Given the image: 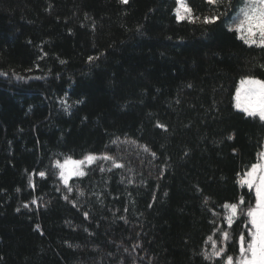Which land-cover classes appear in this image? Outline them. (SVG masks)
Returning a JSON list of instances; mask_svg holds the SVG:
<instances>
[{
  "label": "trees",
  "instance_id": "trees-1",
  "mask_svg": "<svg viewBox=\"0 0 264 264\" xmlns=\"http://www.w3.org/2000/svg\"><path fill=\"white\" fill-rule=\"evenodd\" d=\"M185 4L178 21L176 0H0V264H216L222 205L255 203L238 181L264 122L234 95L264 49ZM89 154L113 160L65 186L55 162Z\"/></svg>",
  "mask_w": 264,
  "mask_h": 264
},
{
  "label": "snow or ice",
  "instance_id": "snow-or-ice-1",
  "mask_svg": "<svg viewBox=\"0 0 264 264\" xmlns=\"http://www.w3.org/2000/svg\"><path fill=\"white\" fill-rule=\"evenodd\" d=\"M127 3V0H121ZM176 18L178 21L190 18L191 9L185 4V0H176ZM211 5L224 7V11L218 12L212 16H204L205 24H215L218 20L226 26L230 32H235L237 39L245 45L264 49V0H242V6L235 7L232 0H207ZM240 3V0H237ZM183 13V14H182ZM93 58L89 57L91 61ZM240 87L236 89L235 108L242 111L246 116L258 117L264 122V80L254 78H243L240 80ZM67 107V106H66ZM164 127L163 125H158ZM232 139V137H229ZM235 151V150H234ZM155 155V153H153ZM259 160L251 164L250 168L244 173V176L238 181L242 186H246L249 192H254L255 203L245 208L244 197L241 196L237 203L225 202L222 205L224 216L230 230L234 223L243 219L242 230L238 233V238H234L231 231L224 228H216L218 240L213 236L208 237L211 241L212 252H204L205 260H216V264H264V151L258 154ZM97 159L113 160L112 157H97L94 154L85 156L82 160H73L66 158L63 163L59 160L55 162L60 170L59 177L65 186H68L71 177L84 176L85 172L81 166L92 164ZM115 167L123 165L115 163ZM41 177L45 176L40 172ZM67 192H72V187H67ZM83 195V192L80 193ZM65 199H68L65 196ZM205 197L204 203L208 202ZM35 203V201H33ZM27 206V205H25ZM87 218L88 213H84ZM218 216V213H213ZM220 244L217 247V244ZM238 246V252L236 251ZM233 250L229 254L228 249Z\"/></svg>",
  "mask_w": 264,
  "mask_h": 264
},
{
  "label": "rangeland",
  "instance_id": "rangeland-1",
  "mask_svg": "<svg viewBox=\"0 0 264 264\" xmlns=\"http://www.w3.org/2000/svg\"><path fill=\"white\" fill-rule=\"evenodd\" d=\"M183 14V13H182ZM243 78H254V77H243ZM243 78H241V79H243ZM240 79V80H241ZM254 79H257V78H254ZM260 80V79H259ZM241 85H240V81H239V84H238V87H240ZM237 87V88H238ZM235 94H236V91H235ZM234 98H235V95H234ZM234 106H235V99H234ZM264 151V150H263ZM242 178V177H241Z\"/></svg>",
  "mask_w": 264,
  "mask_h": 264
}]
</instances>
